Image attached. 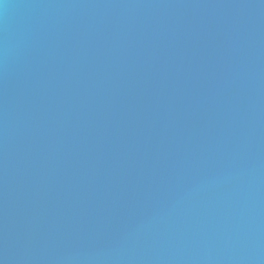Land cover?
Returning <instances> with one entry per match:
<instances>
[{"label":"water","instance_id":"obj_1","mask_svg":"<svg viewBox=\"0 0 264 264\" xmlns=\"http://www.w3.org/2000/svg\"><path fill=\"white\" fill-rule=\"evenodd\" d=\"M0 264H264V0H0Z\"/></svg>","mask_w":264,"mask_h":264}]
</instances>
